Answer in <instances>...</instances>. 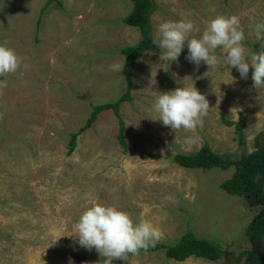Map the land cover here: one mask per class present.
I'll use <instances>...</instances> for the list:
<instances>
[{"label": "rangeland", "instance_id": "1", "mask_svg": "<svg viewBox=\"0 0 264 264\" xmlns=\"http://www.w3.org/2000/svg\"><path fill=\"white\" fill-rule=\"evenodd\" d=\"M152 40L164 20L190 19L199 36L216 15L234 16L246 52L260 45L249 24L264 22V0H151ZM129 0H0V43L15 50V72L0 76V264H97L98 252L74 243L72 226L92 203L113 205L146 221L154 241L171 244L183 232L219 244L226 257L209 261L166 259L163 252L127 254L113 264H245V228L258 208L226 194L219 185L233 168L186 169L172 156L193 153L203 143L216 154H247L264 129V88L252 87L234 67L214 68L145 52L132 72L131 100L120 107L122 147L112 111L99 113L76 139L93 106L124 91L119 49L139 40L123 24ZM195 87L208 101L201 123L172 130L151 111L155 92ZM244 120L242 147L234 127Z\"/></svg>", "mask_w": 264, "mask_h": 264}, {"label": "clouds", "instance_id": "2", "mask_svg": "<svg viewBox=\"0 0 264 264\" xmlns=\"http://www.w3.org/2000/svg\"><path fill=\"white\" fill-rule=\"evenodd\" d=\"M260 47L246 52L242 44L244 32L234 16L216 15L205 24L199 36L190 19L164 20L157 25L158 36L152 44L159 49L160 59L176 61L186 46L185 59L194 65L201 62L214 68L222 57L224 65L234 67L241 79H248L251 67L252 87L264 88V22L249 24ZM20 60L15 50L0 43V76L15 72ZM120 70L119 65L112 66ZM151 111L157 119L172 130H192L201 123L209 108L208 101L193 85L155 92ZM74 243L86 250L95 249L103 259L97 264H113L127 254L135 255L156 239L158 233L146 221L133 222L130 214L113 205L95 202L85 207L72 226ZM68 264H72L69 257Z\"/></svg>", "mask_w": 264, "mask_h": 264}, {"label": "trees", "instance_id": "3", "mask_svg": "<svg viewBox=\"0 0 264 264\" xmlns=\"http://www.w3.org/2000/svg\"><path fill=\"white\" fill-rule=\"evenodd\" d=\"M131 2L130 12L122 19L123 24L135 28L139 33V40L133 44L119 49L123 56L121 74L123 77L124 91L113 102H107L92 107L89 117L84 125L75 133L70 135L67 155H70L76 146L77 137L96 121L99 113L105 110L112 111L117 121L116 139L122 147L124 122L120 115V107L124 102L131 100V90L134 83L132 72L142 54L145 52H157L152 44L150 16L154 7L151 0H129ZM226 126L234 127V142L242 147L244 120L239 117L237 122L224 121ZM254 150L247 154L214 153L207 143L193 153L177 152L172 160L182 168L210 170L218 168L228 170L233 168L231 177L219 187L226 194L241 196L249 207L258 208L256 215L245 228V235L249 243V250L242 252L245 264H262L264 262V250L261 244V235L264 233V195L262 185L264 183V146L255 139ZM142 253L163 252L166 259L184 261L189 257L201 258L209 261H218L226 257L222 247L206 238L198 237L191 230H186L173 243H161L153 241L147 249L138 250Z\"/></svg>", "mask_w": 264, "mask_h": 264}, {"label": "water", "instance_id": "4", "mask_svg": "<svg viewBox=\"0 0 264 264\" xmlns=\"http://www.w3.org/2000/svg\"><path fill=\"white\" fill-rule=\"evenodd\" d=\"M258 143L261 146H264V129L261 131V133L258 136ZM262 193L264 195V183L262 185ZM261 244H262V248L264 250V233L261 235ZM262 264H264V262Z\"/></svg>", "mask_w": 264, "mask_h": 264}, {"label": "crops", "instance_id": "5", "mask_svg": "<svg viewBox=\"0 0 264 264\" xmlns=\"http://www.w3.org/2000/svg\"><path fill=\"white\" fill-rule=\"evenodd\" d=\"M151 23V22H150ZM151 35H152V31H151Z\"/></svg>", "mask_w": 264, "mask_h": 264}]
</instances>
